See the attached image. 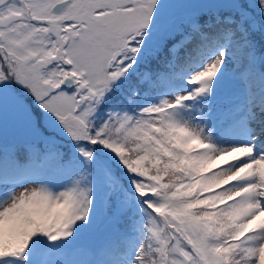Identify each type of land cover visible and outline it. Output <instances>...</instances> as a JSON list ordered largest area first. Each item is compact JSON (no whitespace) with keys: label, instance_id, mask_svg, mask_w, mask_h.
I'll list each match as a JSON object with an SVG mask.
<instances>
[{"label":"snow or ice","instance_id":"6c2138e0","mask_svg":"<svg viewBox=\"0 0 264 264\" xmlns=\"http://www.w3.org/2000/svg\"><path fill=\"white\" fill-rule=\"evenodd\" d=\"M0 264H264V0H0Z\"/></svg>","mask_w":264,"mask_h":264}]
</instances>
